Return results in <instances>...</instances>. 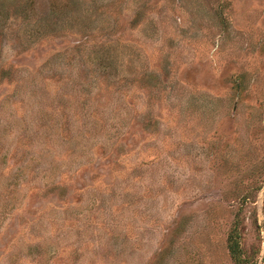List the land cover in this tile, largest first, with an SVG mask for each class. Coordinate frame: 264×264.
Masks as SVG:
<instances>
[{
  "label": "rangeland",
  "instance_id": "obj_1",
  "mask_svg": "<svg viewBox=\"0 0 264 264\" xmlns=\"http://www.w3.org/2000/svg\"><path fill=\"white\" fill-rule=\"evenodd\" d=\"M0 264H264V0H0Z\"/></svg>",
  "mask_w": 264,
  "mask_h": 264
}]
</instances>
